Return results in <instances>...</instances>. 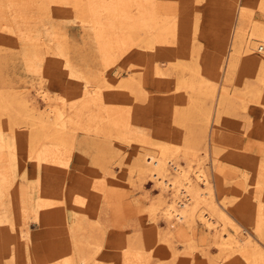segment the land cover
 <instances>
[{
	"label": "rangeland",
	"instance_id": "rangeland-1",
	"mask_svg": "<svg viewBox=\"0 0 264 264\" xmlns=\"http://www.w3.org/2000/svg\"><path fill=\"white\" fill-rule=\"evenodd\" d=\"M135 1L131 0L130 6L137 13ZM228 1L198 0L197 25L189 19L184 29L185 33L194 35L196 31L197 35L192 47L197 50L191 47L188 50V68L172 66L158 59L152 50L145 51L143 56L140 51L128 50L127 46L114 42L106 53L102 42L105 40L92 27L96 17L89 11L83 12L81 0H0V88L5 86L2 90L5 91L13 85L15 90L28 93L38 83L57 105L63 101L71 105L76 93L85 86L90 89L102 86L106 80L103 77L122 81L137 74L146 94L128 101L123 98L126 117L130 119L126 135L136 140L183 144L187 127L183 126L182 115L191 110V105L186 90L180 88V79L190 81L191 68H199L205 81L218 84L214 67H220L222 75H226V60L221 66L218 58L223 50L221 43L231 39L234 27L246 25L236 8L228 9ZM251 1L256 8L260 0H237L238 5ZM174 5L163 10L161 18L167 25L177 16L172 9ZM254 15L264 21L258 8ZM85 19L92 22L82 23ZM222 82L230 87L225 80ZM37 102L40 110H44L43 101ZM237 103L221 125L222 131H227L230 138L233 136L232 144H220L218 160L208 158L205 167L217 197L228 202L230 216L252 232L255 193L264 203V108L250 101ZM175 112L179 122H175ZM199 116L197 112L194 119ZM82 123L90 125L88 111ZM190 124L194 126L193 121H189V127ZM212 130L213 125L210 133ZM103 131V128L92 127V131L77 128L74 146L59 148L52 144L51 156L45 155L40 146L31 158L28 142L20 141L13 131H0V238H3L0 264H249L240 254L219 255L213 232L202 223L194 226L195 238L183 237L185 231L181 228L174 233L180 242L178 256H171L157 233L160 229L164 232L166 224L159 217V227L156 226L151 216V204L158 193L153 180L138 177L133 180L126 170L136 147L117 139L111 141ZM179 158L183 163V157ZM256 179L260 183L257 187L253 184ZM245 182L248 191L242 192ZM79 241L84 242L82 248ZM128 244L133 246L132 261L131 255L125 254L129 251L123 248ZM207 250L210 256L205 255Z\"/></svg>",
	"mask_w": 264,
	"mask_h": 264
},
{
	"label": "bare ground",
	"instance_id": "bare-ground-1",
	"mask_svg": "<svg viewBox=\"0 0 264 264\" xmlns=\"http://www.w3.org/2000/svg\"><path fill=\"white\" fill-rule=\"evenodd\" d=\"M81 1L83 3H81L80 8L83 12L89 11L94 14V18L96 17L93 24H91L105 40L102 42H105L103 44L106 53H108L107 48L114 42L124 47L127 46L128 50L140 51L143 56L145 51L152 50L158 59L166 60L172 66H189L188 60L190 59L187 58V54L189 48L194 47L197 42L195 38L196 31L192 36L187 33L188 31L186 34L184 29L186 22L189 21L193 25H197L195 16H198L197 14L200 12L198 8L200 7L197 8L196 6L200 1L136 0L134 5L137 7V13H134L132 6H130L131 0ZM212 1L215 0H209L210 3ZM253 4L252 1L247 3V5H238L237 0L227 2L228 9L236 8V12L244 19L246 25L234 27L231 39L228 42L223 41L221 43L223 50L218 58L220 65L221 62L223 63L226 60V75H222L220 67H214L213 72L217 76L218 84L205 81L201 72H199V68H191L193 79L190 81L180 79L182 83L180 88L186 90V94L189 96L187 100L191 105V110H187L182 115L183 126L187 127L186 136L182 141L183 144L150 142L147 139L142 140L139 138H137L139 140H136L126 135L125 127L130 119L127 120L128 117H126L127 114L123 104L125 99L123 98L128 101L129 99L132 100V98L137 99L139 95L146 94V89L143 87L138 77L139 75L136 76V73V75H128L122 81L117 78L107 79L103 77L106 79L105 84L91 87L92 89H90V86H83L84 89L76 93L71 105H68L66 101H63L60 106L57 105L51 94L38 83L31 84L34 88L31 92L35 91L34 94H31V92L26 93L19 89L15 90L13 85L6 87V90L2 91L5 87L3 86L2 90L0 88V131H13L20 141L28 142L29 157L31 158L40 146L43 147L45 155L51 156L52 144H56L59 148L60 146L65 147L68 145L67 147H69L73 145L77 128L85 131H92V127L96 130L103 128L104 131L102 133L108 139H117L123 144L136 147V150L134 149L132 152L134 158H132L131 154L129 157L130 162L127 163L129 167L126 170L129 171L128 176L133 180L137 177L140 179L151 178L153 180L158 193L157 198L151 204V216L158 227L159 217L163 218L166 229L163 232L159 228L160 230H157V233L159 240L167 244L171 256H178L177 243L180 242V240L175 238L174 233L181 228L185 231L183 237L186 239L188 237L195 238L194 226L196 223H202L210 232H213L214 240H217L216 252L219 255L225 254V257H230L232 254H240L245 257L249 264H264L263 200L258 197L259 194L255 193L253 206L256 207V211L255 215L251 217L254 230L248 232L230 216L227 209L228 202L223 198L217 197L214 184L209 172L206 170L207 166L205 167V162L209 160L208 158H211L214 162L218 160L220 144H232L233 136L231 135V139L227 131H222L221 125L223 124V119H228L229 111L235 108L233 106L235 104L238 105L237 101L244 103L250 101L262 105L264 108V21L254 18L256 8L264 15V0L258 1L256 8ZM74 5L77 4L74 3ZM153 5H156V7L154 8ZM168 5H174L172 9L177 16L172 20L171 24L167 25L161 16L163 10L168 8ZM139 16L144 18V23L140 22ZM199 17L201 16L199 15ZM83 21L82 23L88 24L92 22L91 19L90 22L89 19L88 21L87 19ZM260 48L263 49L259 51ZM226 52H228L227 56H225ZM223 80L230 87L225 86L222 82ZM39 99L43 101L44 110H40L41 108L38 106L37 100ZM86 111L89 112L90 125H83L82 123ZM197 112L200 113V116L194 119V115ZM178 120L177 112H175V122ZM189 121H193L194 126L190 124L191 127H189ZM227 124L225 126H228ZM72 125L75 126L74 129L71 128ZM212 125L213 130L210 133ZM131 142L141 144L133 145ZM196 155H198L197 158L200 157L198 160ZM180 156L184 159L183 163L180 162ZM123 159L120 160L122 165L124 164ZM48 160L50 161L51 159ZM122 165L120 166L122 167ZM243 176L244 180H246L247 173L245 171ZM245 184L246 182L242 185V192L248 191V187ZM253 184L257 187L260 183L256 179ZM239 188L241 189V187ZM260 190L262 191L263 188ZM173 222L176 224L172 225ZM0 239L3 240V238ZM78 244L82 248L84 242L79 241ZM123 248L129 251L125 254H130L132 257L130 256L129 258L132 261L134 253L130 252V250L133 249V246L128 244L123 246ZM152 249L153 247L149 249L151 250L150 253ZM0 251L2 252V250ZM209 251L207 250L205 255L208 254L210 256L211 253ZM149 256L151 257V254ZM209 258L213 262L212 257Z\"/></svg>",
	"mask_w": 264,
	"mask_h": 264
},
{
	"label": "built area",
	"instance_id": "built-area-1",
	"mask_svg": "<svg viewBox=\"0 0 264 264\" xmlns=\"http://www.w3.org/2000/svg\"><path fill=\"white\" fill-rule=\"evenodd\" d=\"M263 48H260L259 51H261Z\"/></svg>",
	"mask_w": 264,
	"mask_h": 264
}]
</instances>
